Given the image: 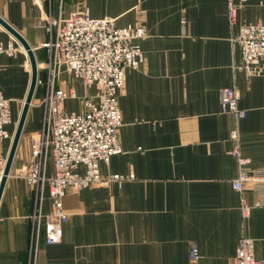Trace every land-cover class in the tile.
I'll return each instance as SVG.
<instances>
[{
  "label": "crops",
  "instance_id": "crops-1",
  "mask_svg": "<svg viewBox=\"0 0 264 264\" xmlns=\"http://www.w3.org/2000/svg\"><path fill=\"white\" fill-rule=\"evenodd\" d=\"M229 0H0V15L31 44L39 60L49 38L44 17H68L88 9L92 17L115 19L117 26L145 24L135 42L145 61L127 71L119 96L123 152L101 162L103 175H133L123 181L93 184L64 198L68 219L59 242L48 243L43 226L33 250L36 191L21 169L32 161V138L43 126V89L35 92L0 200V264H234L239 238L254 239L264 263V181L233 180L238 173L233 131L249 170L264 169V73L249 77L240 69L241 25L264 17V0L240 4L234 23ZM10 33L0 25V38ZM26 51L0 56V91L11 101L14 134L31 83ZM58 85L73 87L67 112L83 110V97L98 99L99 88L86 85L63 66ZM235 86L237 119L221 110L220 91ZM40 92V93H39ZM8 139L3 148L8 153ZM84 172V165L78 167ZM54 163L49 161L48 172ZM253 205L243 217L241 199ZM261 200L262 204L255 203ZM48 192L44 213L51 214ZM196 244L199 258L192 260Z\"/></svg>",
  "mask_w": 264,
  "mask_h": 264
},
{
  "label": "built area",
  "instance_id": "built-area-1",
  "mask_svg": "<svg viewBox=\"0 0 264 264\" xmlns=\"http://www.w3.org/2000/svg\"><path fill=\"white\" fill-rule=\"evenodd\" d=\"M245 0H242V2ZM229 17L234 23L240 4L228 1ZM49 33L41 45L46 57L37 59L38 77L36 90L43 89L40 104L44 107L42 129L32 138V161L25 165L20 175L26 178L36 191L33 218V250H38L44 226L48 243L59 242L62 225L68 219L64 210V198L69 191L78 192L93 184L123 181L133 175L111 173L103 175L100 163H108L113 155L123 152L119 141L122 113L119 96L125 85L127 71L136 69L145 61L143 49L135 41L147 35L145 24L117 26L110 17H92L88 9L73 11L68 17L61 15L43 18ZM238 42L241 48L240 69L249 77L264 73V17L256 22L241 25ZM25 51L13 36L8 41L0 38V56L11 57ZM64 67L86 85L99 88L98 99L83 97V110L67 112L64 108L68 98L76 96L73 87L64 88L57 83L60 68ZM27 67L31 69L28 62ZM240 92L235 86L220 91L221 110L233 113L237 119L247 115L239 106ZM13 124L11 101L0 91V179L4 173L7 153L4 144L13 137L9 126ZM232 139L233 155L237 160L238 173L233 180L236 190L243 193L245 183L264 181V169L260 176L249 170V159L241 154L239 131L235 128ZM54 163L53 173L48 172L49 161ZM84 165L85 171L78 167ZM53 203L51 214L44 213L46 193ZM258 200L255 205H261ZM253 205L244 196L241 199L243 217L250 215ZM196 244L190 248L192 260L199 258ZM234 264H264L255 256L254 239L243 235L239 238Z\"/></svg>",
  "mask_w": 264,
  "mask_h": 264
},
{
  "label": "water",
  "instance_id": "water-1",
  "mask_svg": "<svg viewBox=\"0 0 264 264\" xmlns=\"http://www.w3.org/2000/svg\"><path fill=\"white\" fill-rule=\"evenodd\" d=\"M0 25L7 32H9L11 36L16 38L22 44L25 51L27 52L31 64V83H30L29 91L24 101L23 109L19 117L16 130L12 137L10 149L7 153V161H6L4 173L0 179V200H1L4 187L6 185L8 176L11 172L13 159L17 150V146L19 144L21 134L23 132L24 124L27 119L30 106L32 105L35 96V92L37 88L38 68H37L36 53L34 51V48L31 46V44L27 41V39L1 15H0Z\"/></svg>",
  "mask_w": 264,
  "mask_h": 264
},
{
  "label": "trees",
  "instance_id": "trees-1",
  "mask_svg": "<svg viewBox=\"0 0 264 264\" xmlns=\"http://www.w3.org/2000/svg\"><path fill=\"white\" fill-rule=\"evenodd\" d=\"M38 90H39V88L37 89V92L36 93H38ZM40 91V90H39ZM40 93V92H39Z\"/></svg>",
  "mask_w": 264,
  "mask_h": 264
}]
</instances>
